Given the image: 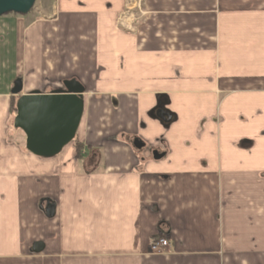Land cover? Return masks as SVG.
Returning <instances> with one entry per match:
<instances>
[{"label":"crops","instance_id":"obj_1","mask_svg":"<svg viewBox=\"0 0 264 264\" xmlns=\"http://www.w3.org/2000/svg\"><path fill=\"white\" fill-rule=\"evenodd\" d=\"M18 79L22 95L83 85L80 157L27 151ZM0 264H264V0L0 17Z\"/></svg>","mask_w":264,"mask_h":264},{"label":"water","instance_id":"obj_2","mask_svg":"<svg viewBox=\"0 0 264 264\" xmlns=\"http://www.w3.org/2000/svg\"><path fill=\"white\" fill-rule=\"evenodd\" d=\"M36 1L0 0V17L10 13L28 15ZM22 92L23 81L18 79L12 89L14 96H20L16 105L14 128L25 134L29 153L46 159L58 156L74 141L80 128L85 108V88L76 79H72L64 81L63 88L49 94L34 91L22 95ZM158 115L164 123L172 122L170 113L160 110ZM133 144L137 150L145 148V143L140 139H135ZM153 155L156 160L164 157L158 151H154ZM33 250L36 253L42 252L43 244L36 243Z\"/></svg>","mask_w":264,"mask_h":264},{"label":"built area","instance_id":"obj_3","mask_svg":"<svg viewBox=\"0 0 264 264\" xmlns=\"http://www.w3.org/2000/svg\"><path fill=\"white\" fill-rule=\"evenodd\" d=\"M169 242L165 238H161L153 245V251L157 254H165L168 252Z\"/></svg>","mask_w":264,"mask_h":264},{"label":"trees","instance_id":"obj_4","mask_svg":"<svg viewBox=\"0 0 264 264\" xmlns=\"http://www.w3.org/2000/svg\"><path fill=\"white\" fill-rule=\"evenodd\" d=\"M16 104H17L16 99L15 98H12V101H11V112H12L13 115H16L17 114ZM12 124H14V122ZM73 142L76 144L78 156L80 157L81 156V149H82V147H81V144H79L77 142V135H76V138L74 139Z\"/></svg>","mask_w":264,"mask_h":264},{"label":"rangeland","instance_id":"obj_5","mask_svg":"<svg viewBox=\"0 0 264 264\" xmlns=\"http://www.w3.org/2000/svg\"><path fill=\"white\" fill-rule=\"evenodd\" d=\"M48 0H37L36 3H35V6L34 8L32 9L31 12L35 11L36 9H40L42 7L43 4H45ZM13 13H10V14H7V15H11ZM13 15H16V14H13ZM6 16V15H4ZM3 17V16H1ZM70 149V148H69ZM69 149H67L66 151H68Z\"/></svg>","mask_w":264,"mask_h":264}]
</instances>
